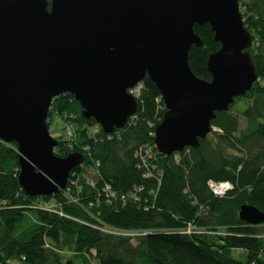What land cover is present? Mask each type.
Instances as JSON below:
<instances>
[{
	"label": "trees",
	"instance_id": "16d2710c",
	"mask_svg": "<svg viewBox=\"0 0 264 264\" xmlns=\"http://www.w3.org/2000/svg\"><path fill=\"white\" fill-rule=\"evenodd\" d=\"M239 10L252 35L247 51L257 80L215 113L211 127L218 130L196 147L158 152L151 133L165 107L147 77L133 117L111 133L82 116L71 94L52 99L48 127L57 116L71 132L56 138L54 154H83L56 194L26 195L16 144L0 140V264H264V222L238 216L243 204L264 213V0H239ZM193 30L202 45L190 47L188 65L210 80L206 61L220 45L209 24ZM209 181L232 188L218 197ZM189 225L200 232H186Z\"/></svg>",
	"mask_w": 264,
	"mask_h": 264
},
{
	"label": "water",
	"instance_id": "95a60500",
	"mask_svg": "<svg viewBox=\"0 0 264 264\" xmlns=\"http://www.w3.org/2000/svg\"><path fill=\"white\" fill-rule=\"evenodd\" d=\"M209 24L220 47L210 53V80L188 65L202 40L194 25ZM239 0H0V140L15 143L18 183L30 197L63 190L83 161L79 152L54 154L49 133L54 97L69 93L102 131L122 128L137 108L128 89L149 78L165 112L154 144L169 156L196 147L257 80L247 49ZM239 219L264 222L248 204Z\"/></svg>",
	"mask_w": 264,
	"mask_h": 264
},
{
	"label": "built area",
	"instance_id": "2783aa9c",
	"mask_svg": "<svg viewBox=\"0 0 264 264\" xmlns=\"http://www.w3.org/2000/svg\"><path fill=\"white\" fill-rule=\"evenodd\" d=\"M140 83L141 82L137 83L135 86H133L132 88L127 90L128 93L131 96H133L134 98H136L138 96V94L140 93V90H141V84ZM133 115L130 116L129 118L133 117ZM98 130H99L98 127L93 128V134H96L98 132ZM212 130L217 131L218 129L212 127ZM70 133H69V136H70ZM151 136L154 137V131L151 133ZM149 151H150V148H149ZM88 183L92 184L91 181H89ZM208 186H209L211 192L213 193V195L218 196V197L224 196L232 188V186L229 182H217V183H215V182L209 181ZM106 189H108V187H106ZM110 196H112V195L110 194ZM47 209L50 211H55L53 208H47ZM185 231L188 233L191 231L200 232V230L193 229V227H191V225H189Z\"/></svg>",
	"mask_w": 264,
	"mask_h": 264
},
{
	"label": "rangeland",
	"instance_id": "374dc122",
	"mask_svg": "<svg viewBox=\"0 0 264 264\" xmlns=\"http://www.w3.org/2000/svg\"><path fill=\"white\" fill-rule=\"evenodd\" d=\"M233 113L235 114L236 111L233 110ZM50 120V126L48 127L49 129V133L52 137L54 138H61L63 136H66L65 138H69V133H70V130L69 128L66 127V123L64 122V120L60 119V117H53L51 116L49 118ZM244 125V121L243 119L240 117V127H242ZM50 203L48 202V205ZM51 205V204H50ZM135 232H125L124 234L125 235H128V234H134ZM11 264H21L19 261L17 260H12L10 262Z\"/></svg>",
	"mask_w": 264,
	"mask_h": 264
},
{
	"label": "clouds",
	"instance_id": "9594fccd",
	"mask_svg": "<svg viewBox=\"0 0 264 264\" xmlns=\"http://www.w3.org/2000/svg\"><path fill=\"white\" fill-rule=\"evenodd\" d=\"M127 121H128V120H127ZM98 126H99V125H98ZM100 128H101V127H100ZM154 130H155V129H154ZM211 131H212V127H211ZM154 132H155V131H154ZM154 136H155V133H154ZM79 153H81V152H79ZM81 154H82V153H81ZM82 156H83V155H82ZM82 162H83V161H82ZM81 164H82V163H81ZM81 164H80V165H81ZM80 165H79V166H80Z\"/></svg>",
	"mask_w": 264,
	"mask_h": 264
}]
</instances>
